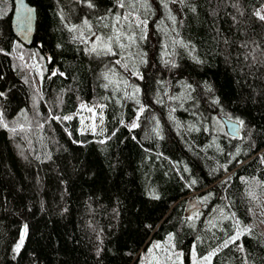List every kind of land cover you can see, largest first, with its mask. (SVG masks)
Instances as JSON below:
<instances>
[{
    "label": "trees",
    "instance_id": "obj_1",
    "mask_svg": "<svg viewBox=\"0 0 264 264\" xmlns=\"http://www.w3.org/2000/svg\"><path fill=\"white\" fill-rule=\"evenodd\" d=\"M28 2L26 46L0 0V264H137L169 235L186 264L230 239L211 264H264V0Z\"/></svg>",
    "mask_w": 264,
    "mask_h": 264
},
{
    "label": "rangeland",
    "instance_id": "obj_2",
    "mask_svg": "<svg viewBox=\"0 0 264 264\" xmlns=\"http://www.w3.org/2000/svg\"><path fill=\"white\" fill-rule=\"evenodd\" d=\"M257 14L264 15V6L257 10ZM98 45L104 44L101 39L95 35L92 42ZM31 70L35 77L36 84L40 86L42 79L41 66L38 62L33 61ZM80 118V129L82 132L91 134H102L104 128V110L102 107L92 104H82L78 112ZM221 129L227 132L226 126L221 117ZM138 124L137 119L128 125L131 128L136 127ZM251 197L254 203L255 220L254 225L264 232V193L260 194L255 187L251 190ZM263 192V191H262ZM232 240V239H230ZM226 241L222 246L229 243ZM222 246L211 250L206 255L200 257L193 249L189 256V264H211L213 255L222 248ZM137 264H186L184 254L179 251L174 244L173 238L169 235L164 241H155L151 243L142 255V259Z\"/></svg>",
    "mask_w": 264,
    "mask_h": 264
},
{
    "label": "water",
    "instance_id": "obj_3",
    "mask_svg": "<svg viewBox=\"0 0 264 264\" xmlns=\"http://www.w3.org/2000/svg\"><path fill=\"white\" fill-rule=\"evenodd\" d=\"M79 1V0H75ZM13 12L11 24L17 39L24 45H31L34 40L37 24V8L31 5L28 0H13ZM227 133L233 137L240 136V123L222 117Z\"/></svg>",
    "mask_w": 264,
    "mask_h": 264
},
{
    "label": "snow or ice",
    "instance_id": "obj_4",
    "mask_svg": "<svg viewBox=\"0 0 264 264\" xmlns=\"http://www.w3.org/2000/svg\"><path fill=\"white\" fill-rule=\"evenodd\" d=\"M260 19H261V20H264V15L260 16ZM241 123H242V122H241ZM26 234H27V226H25L24 234L21 236L20 242H19V244L16 246V251H17V252L20 251V248H21V246H22L23 243H24V237L26 236Z\"/></svg>",
    "mask_w": 264,
    "mask_h": 264
},
{
    "label": "bare ground",
    "instance_id": "obj_5",
    "mask_svg": "<svg viewBox=\"0 0 264 264\" xmlns=\"http://www.w3.org/2000/svg\"><path fill=\"white\" fill-rule=\"evenodd\" d=\"M27 46V45H26Z\"/></svg>",
    "mask_w": 264,
    "mask_h": 264
}]
</instances>
